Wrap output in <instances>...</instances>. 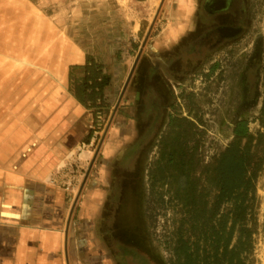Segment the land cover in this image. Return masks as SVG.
I'll return each instance as SVG.
<instances>
[{
	"label": "crops",
	"instance_id": "0c3cea01",
	"mask_svg": "<svg viewBox=\"0 0 264 264\" xmlns=\"http://www.w3.org/2000/svg\"><path fill=\"white\" fill-rule=\"evenodd\" d=\"M182 27L169 42L173 49L194 30ZM33 36L39 39V32ZM54 43L30 48L20 63L0 65V264H153L141 241L124 238L121 225L110 220L119 213L108 209L116 204L120 211L115 184L132 166L131 150L143 142L140 128L150 110L145 118L139 112L144 101L136 87L132 104L124 105L128 81L121 86L110 76L100 87L115 70L107 44L102 61L70 37L58 35ZM160 58L151 64L165 63ZM91 60L102 73L85 85ZM132 67L135 74L140 65ZM164 67L169 71L167 62ZM165 70L158 74L163 87L170 79ZM150 71L156 72L154 64ZM103 107L111 108V125L95 157L94 118ZM72 164L87 173L66 190L61 174Z\"/></svg>",
	"mask_w": 264,
	"mask_h": 264
},
{
	"label": "rangeland",
	"instance_id": "374dc122",
	"mask_svg": "<svg viewBox=\"0 0 264 264\" xmlns=\"http://www.w3.org/2000/svg\"><path fill=\"white\" fill-rule=\"evenodd\" d=\"M203 1L0 0V65L11 66L13 63H20L21 57L24 59L27 56L26 52L37 45L53 46L58 35L70 37L72 41L91 51V54L100 56L102 61L104 47L107 44L109 58L115 65L112 67L115 68L114 72L109 68L108 82L114 76L119 78L121 86L124 81H128L126 90L129 91L124 92V95H129V98H122L124 105L132 104L133 90L136 87L140 93L138 94L140 100L144 101L139 112H142L144 117L150 110L148 119L144 120L147 121L146 124L143 121L144 126L140 128L145 145L143 149L148 152L143 155L141 151L135 154L131 168L135 161L140 160L143 165L154 156L157 135L165 130L169 115L187 117L197 123L199 129L204 132L202 144L205 160H208L214 152L230 142L232 123L236 119L248 120V128L252 132L258 129L264 131L258 121H255L263 99L264 0H244L246 17L241 25L242 31L238 32L236 37L225 41L214 50L203 48L197 56L190 54L189 48L181 52V55L178 54L177 57L182 64L172 61L169 70L184 77L169 75L168 77L173 80H167L169 85L163 87V81L158 75L161 71L158 74L150 71L149 76L151 59L165 57L166 52L171 54L175 51L169 42L172 39L176 42L178 38L176 27L184 28L187 25L191 29L197 19L203 27L207 26L204 19L200 18L204 14L201 7ZM38 15L42 17L39 18ZM35 32H39V39L33 36ZM55 35L56 38H53ZM213 41L215 42V38H210L207 46H211ZM165 46H168L167 51L164 50ZM139 50L141 52L137 58ZM185 58L189 60L191 58V69H184ZM123 60L125 64L119 66ZM88 62L94 64L97 76L102 73V66L96 64L94 60ZM138 64L140 67H137ZM132 66L134 69L138 68L137 73L134 74ZM83 77L84 80L87 79L86 83L90 81L89 73L85 70ZM157 80L159 84L156 83ZM112 92L110 95H113ZM110 110L111 108L103 107L94 118V143L91 146V154L95 157L111 125ZM71 167H66L62 172V176L65 177L60 182L63 187L64 181L71 179L72 187L68 190L73 188L76 176L84 179L87 173L85 167L77 165L72 170ZM145 174L143 168L140 181L146 180ZM143 187L139 186L141 194L145 190V185ZM256 192L260 227L255 236L251 264H264V164L256 184ZM130 193H126L124 204L119 207L120 211L118 208L115 209L116 204H110L108 208L116 214L119 213L110 220L121 225L120 230L124 231L122 235L129 236L132 235L133 229L137 228L135 225L137 198ZM143 210L145 215L141 222L142 230L140 228L135 234L141 235L142 245L145 246L143 249L151 256L153 264H167L168 254L162 239L169 229L171 215L168 212L153 216L150 220L147 217L151 213L146 207Z\"/></svg>",
	"mask_w": 264,
	"mask_h": 264
},
{
	"label": "trees",
	"instance_id": "16d2710c",
	"mask_svg": "<svg viewBox=\"0 0 264 264\" xmlns=\"http://www.w3.org/2000/svg\"><path fill=\"white\" fill-rule=\"evenodd\" d=\"M84 70L88 79L97 78L93 63H86ZM107 82L103 77L100 87ZM255 121L264 128V85ZM248 124L246 119H236L230 142L205 160L204 132L197 123L169 115L165 130L157 135L154 156L146 164L138 160L132 168H125L123 178L115 184L122 196L120 206L126 193L137 198V228L124 237L143 241L135 232L142 230L146 207L150 220L168 212L171 215L162 239L167 264H251L260 227L256 184L264 164V131L252 132ZM144 146L137 143L131 151L147 154ZM143 168L146 180L140 181ZM144 185L141 194L139 186Z\"/></svg>",
	"mask_w": 264,
	"mask_h": 264
},
{
	"label": "flooded vegetation",
	"instance_id": "af4514ba",
	"mask_svg": "<svg viewBox=\"0 0 264 264\" xmlns=\"http://www.w3.org/2000/svg\"><path fill=\"white\" fill-rule=\"evenodd\" d=\"M203 3L204 4L201 7L204 9V14L201 15L200 18L201 20L204 19L207 26L203 27L197 19L194 23V30L188 32L180 39L175 51L160 58L162 61H165V63L167 62L169 67H171L172 61L181 63L177 55H181V52H184L187 48L190 49L188 51L190 54H195V56H197L198 53H201L203 48H206V50H214L225 41L236 37V34L242 31L241 25L246 17L244 0H204ZM210 38H215V42L213 41L214 43L212 42L211 46L208 47L207 42L210 41ZM184 60L186 62V64H184V69H191V58L190 60L186 58ZM152 61V64H154L156 68V73L158 74L161 71V74L163 75L164 72L162 71L165 69V63L162 62L161 64L156 60L159 63L158 65L154 59ZM166 73L177 77H184V75L174 73L173 70L166 71ZM156 83L159 84V81L157 80Z\"/></svg>",
	"mask_w": 264,
	"mask_h": 264
},
{
	"label": "built area",
	"instance_id": "2783aa9c",
	"mask_svg": "<svg viewBox=\"0 0 264 264\" xmlns=\"http://www.w3.org/2000/svg\"><path fill=\"white\" fill-rule=\"evenodd\" d=\"M100 117H98V123L100 122ZM72 167H71V170L73 169V167H77V165H75V164H72L71 165ZM64 172V171H63ZM62 175V174H61ZM64 175L62 176V181L64 180ZM63 187L66 189V190H68V189H70L71 187H72V180L71 179H68V180H66V181H64V184H63Z\"/></svg>",
	"mask_w": 264,
	"mask_h": 264
},
{
	"label": "water",
	"instance_id": "95a60500",
	"mask_svg": "<svg viewBox=\"0 0 264 264\" xmlns=\"http://www.w3.org/2000/svg\"><path fill=\"white\" fill-rule=\"evenodd\" d=\"M140 52H141V50H139V52H138V55H137V58L139 57V55H140ZM136 61H137V59H136ZM129 79V78H128Z\"/></svg>",
	"mask_w": 264,
	"mask_h": 264
}]
</instances>
